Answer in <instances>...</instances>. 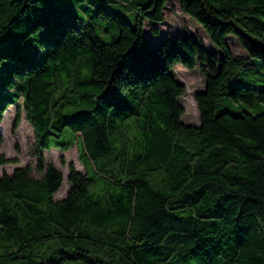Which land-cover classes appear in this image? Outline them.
Masks as SVG:
<instances>
[{
	"label": "trees",
	"instance_id": "trees-1",
	"mask_svg": "<svg viewBox=\"0 0 264 264\" xmlns=\"http://www.w3.org/2000/svg\"><path fill=\"white\" fill-rule=\"evenodd\" d=\"M101 1L95 13L118 25L111 41L57 0H0V121L10 105L14 126L24 111L43 172L0 175V264H264V0H180L220 56L191 36L147 41L166 0ZM44 25V50L21 59ZM177 63L204 76L195 125L181 120ZM241 72L252 80L236 83ZM74 142L85 172L69 163L56 200L63 174L43 151Z\"/></svg>",
	"mask_w": 264,
	"mask_h": 264
},
{
	"label": "rangeland",
	"instance_id": "rangeland-1",
	"mask_svg": "<svg viewBox=\"0 0 264 264\" xmlns=\"http://www.w3.org/2000/svg\"><path fill=\"white\" fill-rule=\"evenodd\" d=\"M102 2L108 3L107 1L101 0H57L56 5L60 8L61 12L68 15L77 14L85 18L93 25L96 33L104 41H111L118 35V25L114 21L108 20L95 13L97 5ZM110 7L124 20L133 22L132 10L128 7L126 8L118 2H111ZM163 12L165 14L163 22L156 24V27L159 29V35L152 34V23L145 22L144 35L148 42L156 43L168 36H191L202 40L209 51L218 56L221 55V52L214 47L199 23L188 14L181 11L180 0H166ZM52 32L53 29L44 25L32 35L25 38L23 41V51L19 54V57L26 61H35L36 54L44 50L42 42L45 41ZM226 38L232 55L243 58L246 53L239 45L236 36L228 34ZM243 60L245 61L246 59ZM20 63L21 61H18L15 64ZM172 71L175 78L186 86L185 92L177 98V102L184 108L181 120L186 124H198L199 113L194 95L196 92L203 91L205 84L204 76H202L198 67L186 68L180 63H177ZM257 71L258 72L254 74L259 80H255V82L261 83V79H264V68L262 67ZM234 80L236 83H247L252 79L250 75L241 72L235 75ZM221 102L226 105L219 104L218 107L220 109L229 106L225 100ZM15 108V105L8 106L0 121V154H3L7 158L15 159V161L0 165V175L3 172L11 174L15 167L29 165L31 168L28 171V175L40 177L43 175V172H39L36 169L33 127L26 118L23 110L21 111L18 124L14 126ZM43 156L46 163H53L63 174L61 185L53 195L54 199H61L71 187V184L67 180L68 164L72 163L76 170L82 173L85 172V168L78 157L77 142L71 144L70 148L64 151L57 148L44 150Z\"/></svg>",
	"mask_w": 264,
	"mask_h": 264
}]
</instances>
